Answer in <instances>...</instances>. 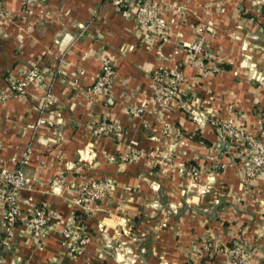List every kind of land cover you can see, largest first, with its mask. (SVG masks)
<instances>
[{
  "label": "crops",
  "instance_id": "obj_1",
  "mask_svg": "<svg viewBox=\"0 0 264 264\" xmlns=\"http://www.w3.org/2000/svg\"><path fill=\"white\" fill-rule=\"evenodd\" d=\"M158 1L168 40L110 0H0V90L31 67L42 75L0 102V164L28 178L12 236L0 209V264H231L220 249L237 242L264 264V173L244 179L242 147L215 122L264 129V0ZM200 28L208 61L190 47ZM104 60L117 70L105 99L86 91ZM175 68L183 103L164 105L154 76ZM104 119L122 135L97 134ZM100 178L106 196L78 204L76 187ZM33 204L48 207L46 238L26 227ZM66 228L91 235L81 254Z\"/></svg>",
  "mask_w": 264,
  "mask_h": 264
},
{
  "label": "built area",
  "instance_id": "obj_2",
  "mask_svg": "<svg viewBox=\"0 0 264 264\" xmlns=\"http://www.w3.org/2000/svg\"><path fill=\"white\" fill-rule=\"evenodd\" d=\"M119 9L132 11L137 23L151 33L155 38L168 40L169 21L165 16V11L158 0H110ZM34 0H23V5L28 7ZM10 18L0 3V20ZM200 34L190 45L191 49L205 60H210L214 56L212 44L204 36L203 28L199 29ZM216 66H214L215 68ZM217 69V68H215ZM117 76V70L110 60H104L101 72L98 74L95 82L86 88V91L95 94L103 99L107 98L111 85ZM153 96L157 102L164 105L183 103V94L181 83L185 80V73L179 68L164 70L160 69L154 76ZM42 81V75L37 67H31L24 75L12 82L8 91L0 90V102L5 101L11 95L25 93L31 83ZM78 82L76 83V85ZM219 126V132L222 138H227L233 143L242 147V153L246 158L243 167V176L247 182L255 180L264 173V129L257 134L245 130L237 125L233 120H215ZM94 131L99 135L118 134L122 135V128L114 121L101 120L95 126ZM133 157H137L134 154ZM114 159V158H112ZM28 156H25L21 162L25 163ZM189 175L197 174L196 169L185 170ZM27 175L23 168L10 169L4 164H0V209L4 210L3 221L4 228L8 235L14 234L15 225L21 215V192L27 183ZM111 186V180L107 178L93 179L81 184L75 189V201L87 206L92 202L103 199ZM27 229L39 238H46L50 228V213L48 207L44 204H33L30 209V215L26 220ZM63 237L67 247L75 254H81L84 247L91 239L88 232L81 233L74 229L66 228L63 231ZM205 250H212L213 246L209 240L203 243ZM225 251L231 258V264H247L249 252L241 242L235 243L231 247L220 249Z\"/></svg>",
  "mask_w": 264,
  "mask_h": 264
}]
</instances>
